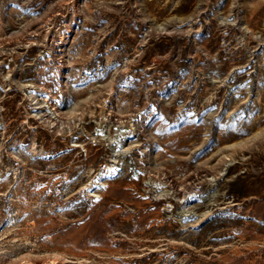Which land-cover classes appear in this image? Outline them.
Instances as JSON below:
<instances>
[{"label": "rangeland", "instance_id": "rangeland-1", "mask_svg": "<svg viewBox=\"0 0 264 264\" xmlns=\"http://www.w3.org/2000/svg\"><path fill=\"white\" fill-rule=\"evenodd\" d=\"M0 264H264V0H0Z\"/></svg>", "mask_w": 264, "mask_h": 264}]
</instances>
